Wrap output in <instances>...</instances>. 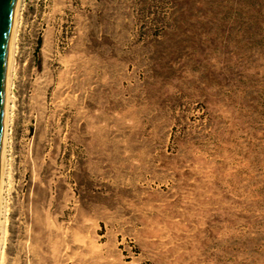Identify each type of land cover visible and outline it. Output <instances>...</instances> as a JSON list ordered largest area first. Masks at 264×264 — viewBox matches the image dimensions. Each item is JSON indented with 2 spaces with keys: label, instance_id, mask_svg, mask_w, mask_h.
<instances>
[{
  "label": "rangeland",
  "instance_id": "374dc122",
  "mask_svg": "<svg viewBox=\"0 0 264 264\" xmlns=\"http://www.w3.org/2000/svg\"><path fill=\"white\" fill-rule=\"evenodd\" d=\"M6 264H264V0H26Z\"/></svg>",
  "mask_w": 264,
  "mask_h": 264
},
{
  "label": "bare ground",
  "instance_id": "6f19581e",
  "mask_svg": "<svg viewBox=\"0 0 264 264\" xmlns=\"http://www.w3.org/2000/svg\"><path fill=\"white\" fill-rule=\"evenodd\" d=\"M26 0H19L17 16L13 32L8 92L7 110L4 132V144L2 155V167L0 178V264H6L9 246V232L11 222V197L13 191V167H12V130L15 119V84L17 78V64L19 55V41L24 23Z\"/></svg>",
  "mask_w": 264,
  "mask_h": 264
},
{
  "label": "water",
  "instance_id": "95a60500",
  "mask_svg": "<svg viewBox=\"0 0 264 264\" xmlns=\"http://www.w3.org/2000/svg\"><path fill=\"white\" fill-rule=\"evenodd\" d=\"M19 0H0V178L13 32Z\"/></svg>",
  "mask_w": 264,
  "mask_h": 264
}]
</instances>
